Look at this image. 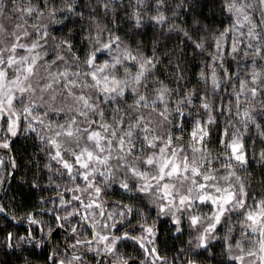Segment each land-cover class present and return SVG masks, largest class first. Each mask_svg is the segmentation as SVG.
<instances>
[{
    "label": "snow or ice",
    "instance_id": "obj_1",
    "mask_svg": "<svg viewBox=\"0 0 264 264\" xmlns=\"http://www.w3.org/2000/svg\"><path fill=\"white\" fill-rule=\"evenodd\" d=\"M199 6L0 0V186L18 164L13 138L31 134L54 187L36 173L31 184L55 194L41 197L54 205L41 206L47 221L0 203L3 217L28 224L0 244L41 247L63 230L66 243L46 249L45 264H169L157 227L166 217L181 235L186 220L189 236L171 264H264V147L253 152L256 192L245 136L254 125L264 138V0H212L228 14L220 29L201 21ZM66 13L87 15L79 47L49 30ZM129 241L132 252L122 251Z\"/></svg>",
    "mask_w": 264,
    "mask_h": 264
},
{
    "label": "trees",
    "instance_id": "obj_2",
    "mask_svg": "<svg viewBox=\"0 0 264 264\" xmlns=\"http://www.w3.org/2000/svg\"><path fill=\"white\" fill-rule=\"evenodd\" d=\"M35 2V0H34ZM86 0H75L76 4L85 3ZM130 0H121V4L127 5ZM179 2V0H176ZM56 3L59 5L60 0H56ZM131 3H135V0H131ZM81 9L77 8V11ZM131 11V8L128 9ZM179 11V10H178ZM200 13V19L204 24L212 25L216 29H220L222 26H227L229 23L228 14L221 13L219 11V7L212 6V0H200V6L196 10ZM184 12H187L185 8ZM184 12L181 13V20H187L189 24H191L192 14L187 13L184 15ZM120 17H124V12H119ZM66 17V18H65ZM65 17H58V19H62V24H52L50 26V31L53 32L56 36H66L71 35L74 42L77 46H80L82 26L84 28L87 27V15L83 18L78 17L76 15L66 13ZM121 27L124 30H127L128 24L122 23ZM71 30V32L69 31ZM158 30V29H157ZM153 29L151 25H148L144 34V39L149 40L151 38ZM139 38V37H138ZM226 47H230V39L228 45ZM189 55H191V49H189ZM199 62L196 65L190 64V75L192 77L193 82H195V74L199 71ZM231 68L233 71H236V63L233 62L231 64ZM191 87V84L189 85ZM220 101L217 100V111H220L219 108ZM227 101L225 100V104ZM227 118V114L225 116H221L219 118V127L222 129ZM246 136V144H247V153L250 159V167L249 171L254 173L253 175V185L255 187V191L258 192L260 190V179H261V166L256 163L253 158V152L256 153V156L259 155V150L261 147H264V144L261 143V138L257 134V130L254 125H250V131L245 133ZM15 141L13 145V150L10 152L12 156L17 157V167L14 169V173L9 179L3 196L0 200V203L7 205L9 212L15 211L18 216H23L26 211H34L38 214V218L40 216L43 217L44 220H51L52 214L47 212H41V206L51 208L54 205L52 203H48L47 205L41 204V197H54V192L50 190H41V187L44 189H50L54 187V185H49L48 183V173L47 170L41 172L40 170L43 168V163L46 161V157L43 153H40L34 147V140L31 134H20L18 137L13 138ZM255 144V147H253ZM213 149L217 147L216 143L210 145ZM0 155H3L0 152ZM7 157H5V163L7 164ZM4 171V170H3ZM9 171L12 172L11 169ZM37 174V178L41 187L34 188L31 184V179L33 174ZM8 176L7 178H9ZM3 186V185H2ZM118 197H113L112 199H117ZM251 203V201H249ZM207 210V209H206ZM152 216L155 217V211H152ZM234 220V219H233ZM135 223V221H133ZM28 224L26 221H13L9 217H3V214H0V241H3L5 234L8 231H12L19 235H25V230L27 229ZM37 231L35 233L37 239L41 237V233L39 232V226H35ZM158 227V236H159V247L161 250V255H166L169 257V264H171L172 258L176 255L178 250L182 247L186 246L188 236V227L187 222H184V231L183 234L176 233L172 228V225L169 223L168 218L160 217L157 221ZM224 231V228H221V232ZM235 233L234 235H237ZM59 243L61 245L66 243L63 230H57L55 234V238L51 241H46L45 245L41 247H33L31 244L24 243L20 248H7L3 244H0V264H24V260L27 259L31 261V264H45L46 260V249L51 248L53 244ZM216 244V242H213ZM123 250H127L128 252H132V242L129 241L127 249L122 248ZM215 251L217 253L220 252V246L217 244ZM91 254L89 255V259L91 260ZM50 264V262H49ZM176 264H180V260H176Z\"/></svg>",
    "mask_w": 264,
    "mask_h": 264
},
{
    "label": "water",
    "instance_id": "obj_3",
    "mask_svg": "<svg viewBox=\"0 0 264 264\" xmlns=\"http://www.w3.org/2000/svg\"><path fill=\"white\" fill-rule=\"evenodd\" d=\"M10 155H11V153H9ZM12 170V175H13V173H14V170L13 169H11ZM11 175V176H12ZM11 176L9 177V178H7L6 179V182L3 184V186H2V189H1V191H0V200H1V198H2V196H3V193H4V191H5V188H6V186H7V183H8V181H9V179L11 178Z\"/></svg>",
    "mask_w": 264,
    "mask_h": 264
},
{
    "label": "rangeland",
    "instance_id": "obj_4",
    "mask_svg": "<svg viewBox=\"0 0 264 264\" xmlns=\"http://www.w3.org/2000/svg\"><path fill=\"white\" fill-rule=\"evenodd\" d=\"M5 22H7V21H5ZM0 174H3V169H0ZM1 189H2V186H0V191H1ZM205 211H207L206 209H205ZM233 219L235 220V217H233ZM186 221V220H185ZM187 222V221H186ZM237 232H238V230H237ZM236 232V233H237ZM235 234V233H234ZM238 235V234H237ZM122 250V249H121Z\"/></svg>",
    "mask_w": 264,
    "mask_h": 264
}]
</instances>
